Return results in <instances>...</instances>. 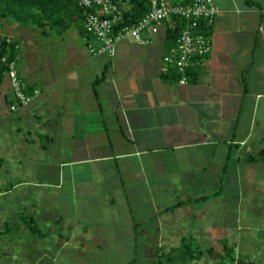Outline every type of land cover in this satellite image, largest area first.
<instances>
[{
  "label": "crops",
  "instance_id": "obj_1",
  "mask_svg": "<svg viewBox=\"0 0 264 264\" xmlns=\"http://www.w3.org/2000/svg\"><path fill=\"white\" fill-rule=\"evenodd\" d=\"M213 1L211 51L186 84L160 77L164 24L112 57L91 55L79 33L69 42L72 26L41 35L20 24L49 51L28 64L20 40L0 33L17 41L18 73L40 91L11 110L9 79L1 85L0 264H80L89 247L151 257L182 239L264 247V0Z\"/></svg>",
  "mask_w": 264,
  "mask_h": 264
},
{
  "label": "built area",
  "instance_id": "obj_2",
  "mask_svg": "<svg viewBox=\"0 0 264 264\" xmlns=\"http://www.w3.org/2000/svg\"><path fill=\"white\" fill-rule=\"evenodd\" d=\"M149 10L136 24H124V11L129 7L126 0H77L83 10V30L88 35L83 38L88 52L93 55L105 54L112 57L116 45L123 40L133 39L144 42L142 33L158 24L170 26L174 18L185 21L176 45L163 56V62L177 73L179 84L189 82L188 71L201 65L211 51L210 36L200 31V21L212 24L218 14L213 0H148ZM6 77L9 79L14 103L10 109L27 104L40 94L38 89L27 90V84L17 72L15 62H10Z\"/></svg>",
  "mask_w": 264,
  "mask_h": 264
},
{
  "label": "trees",
  "instance_id": "obj_3",
  "mask_svg": "<svg viewBox=\"0 0 264 264\" xmlns=\"http://www.w3.org/2000/svg\"><path fill=\"white\" fill-rule=\"evenodd\" d=\"M129 7L124 11V24L133 25L140 21L149 10L148 0H126ZM190 0H181L182 3H188ZM249 5H253L250 0H246ZM83 10L78 6L77 0H0V19H9L24 26H31L38 30L41 35H46L52 31L62 33L74 24L77 25V31L82 38H87L88 35L83 30ZM200 31L207 35H211L212 24L206 21L199 22ZM185 26V21L179 18H174L170 26H166L164 38V53L176 45L177 37ZM17 41L12 37L3 36L0 34V90L1 85L6 78V72L10 62H15L17 65L19 48ZM18 72V70H17ZM198 68H191L188 71L189 82H195L198 76ZM19 74V73H18ZM105 69L102 70L100 76L95 79L94 84L99 83L104 79ZM162 79L177 80L178 76L174 69L169 66L160 74ZM31 86L27 85V90L30 91ZM263 155L262 150L258 156ZM258 156L251 155L248 160H255ZM180 204L177 203L167 210L173 209ZM26 223L31 234L38 237H44L32 216H21ZM223 254L221 259H228L230 264L235 263L234 247L228 245L226 240L221 241ZM162 247L157 251H161ZM204 252L208 255L213 254L214 249L207 247L203 249L197 245H193L186 239H182L180 246L169 249L167 252V262H175L177 260L193 261L199 260L204 256ZM160 264V259H157ZM131 264V263H129Z\"/></svg>",
  "mask_w": 264,
  "mask_h": 264
},
{
  "label": "rangeland",
  "instance_id": "obj_4",
  "mask_svg": "<svg viewBox=\"0 0 264 264\" xmlns=\"http://www.w3.org/2000/svg\"><path fill=\"white\" fill-rule=\"evenodd\" d=\"M10 33H7V23H3L5 28L0 26L1 34H10L16 36L20 40L21 43V54L24 57V63L28 64L29 57L33 52H39L41 59H46L49 56V51L46 46H43L44 39L40 40L41 37L39 34H34V38L39 40H35L33 37L31 38H22L20 34H17V31L20 27L13 24L14 21L7 19ZM1 23V20H0ZM16 23V22H15ZM31 29L32 27L29 26ZM35 30V29H34ZM36 31V30H35ZM37 32V31H36ZM54 37V36H53ZM64 37L69 42H77L81 41V38L77 32V25H73L65 34ZM55 38V37H54ZM40 57L36 58V60H40ZM16 126L15 123L9 124L8 127ZM148 248V247H147ZM152 248V247H149ZM203 249L207 247H202ZM214 249L213 254L208 255L204 252V256L199 260L193 261H182L177 260L175 262H167V252H165V247H162L161 251L155 250L151 257H148L149 254L144 253L142 249L143 247H89V252H87V258L82 260L80 264H158L157 259H160V264H230L228 259H221L220 255L223 254V247L220 242L216 247H212ZM257 251L253 252V247H246L243 252L242 249L238 247L237 252H234L235 263L232 264H264V247H256ZM95 251V252H94ZM151 252V250H148ZM239 251V252H238ZM148 254V255H147ZM157 258V259H156ZM3 264H22V260L20 259H3ZM9 262V263H7ZM56 264H63L60 260Z\"/></svg>",
  "mask_w": 264,
  "mask_h": 264
}]
</instances>
